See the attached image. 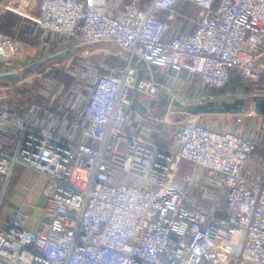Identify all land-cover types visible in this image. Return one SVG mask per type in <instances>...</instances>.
<instances>
[{
  "label": "built area",
  "instance_id": "obj_1",
  "mask_svg": "<svg viewBox=\"0 0 264 264\" xmlns=\"http://www.w3.org/2000/svg\"><path fill=\"white\" fill-rule=\"evenodd\" d=\"M128 1L0 0V208L16 166L46 178L47 198L35 231L7 217L0 264H264V116L249 106L222 131L172 105L217 101L232 79L223 100L264 97V0ZM180 3L194 30L169 36ZM9 13L54 50L23 63ZM101 43L121 54L66 64L65 80L32 73Z\"/></svg>",
  "mask_w": 264,
  "mask_h": 264
},
{
  "label": "crops",
  "instance_id": "obj_2",
  "mask_svg": "<svg viewBox=\"0 0 264 264\" xmlns=\"http://www.w3.org/2000/svg\"><path fill=\"white\" fill-rule=\"evenodd\" d=\"M151 1V0H150ZM148 1L139 0L141 7L147 4ZM115 6H121L127 4L128 0H111ZM194 8L188 4H178L174 10V18L168 22L169 36H173L176 33H189L194 30V25L191 22V18H194ZM9 16L15 18L11 13L7 14L2 22V32L9 38H14L15 41L25 47V58L22 59L23 63L28 60H32L33 56L40 53L42 50L48 49L54 50L57 45L54 38L42 31L33 32L30 28H24L19 32H16L12 26H8ZM43 43H46V47H42ZM155 72V69H153ZM238 86L237 80L232 79L226 88L218 90L216 93L221 96L228 92H232ZM241 88H245V85H241ZM248 106H252L250 97H245ZM224 97L221 99L223 100ZM249 99V100H248ZM252 100V99H251ZM160 99H158V102ZM163 107L159 105L158 113ZM226 114V113H223ZM197 116V115H195ZM212 126V125H211ZM261 150V149H260ZM46 178L38 175L31 170H28L22 166H16L14 168L13 175L9 181V185L6 191V195L3 198L0 208V230L4 228L7 217L17 210H22L28 216L26 222V229L35 231L38 229L42 222L47 221L45 214V205L47 198L45 195Z\"/></svg>",
  "mask_w": 264,
  "mask_h": 264
},
{
  "label": "rangeland",
  "instance_id": "obj_3",
  "mask_svg": "<svg viewBox=\"0 0 264 264\" xmlns=\"http://www.w3.org/2000/svg\"><path fill=\"white\" fill-rule=\"evenodd\" d=\"M143 1H148V0H143ZM150 1V0H149ZM148 3V2H147ZM79 55L74 56L73 58L71 57L70 59H64L63 61H57V62H48L45 66L40 67V68H35L33 69V74H38V75H43L46 73H54V74H61L63 75V70L66 66V64L73 63L76 60L80 61H88L90 63H97L100 61H114L116 60V56H118L120 51L116 49L112 44H94L88 47L83 48L81 51L78 52ZM39 56V53L33 56V59H36ZM61 66H60V64ZM29 74V73H28ZM65 77V76H64ZM34 87V85H32ZM176 96V101L181 103L183 106L188 107V106H196V105H202L207 102H217L220 104L221 102H232L228 100H221L222 96L221 94L219 95V100L217 101H209L207 99H201V98H195L191 94L187 93H182V92H177L175 93ZM249 100V99H248ZM251 102V100H250ZM249 103V102H247ZM176 110V106H173ZM179 110V109H178ZM165 110L162 108L160 111V114L163 115ZM233 113V112H231ZM231 113L225 114H217V113H209V114H200L197 116H194L193 118L197 120L200 124L206 125V126H211L213 124H216L218 128L222 131H230L234 127V119ZM246 123L249 124L251 119L246 118ZM256 137V136H254ZM257 144L259 145V148L261 151H264V133L261 135H258L257 137Z\"/></svg>",
  "mask_w": 264,
  "mask_h": 264
},
{
  "label": "water",
  "instance_id": "obj_4",
  "mask_svg": "<svg viewBox=\"0 0 264 264\" xmlns=\"http://www.w3.org/2000/svg\"><path fill=\"white\" fill-rule=\"evenodd\" d=\"M123 55H125L123 53ZM144 68V64L140 62L138 64L139 69V76L141 75ZM167 102H169V97L165 95L163 92L160 93V101L158 102V106L164 107ZM155 105V101H152L150 103V106ZM173 106L181 108V110L186 114L191 115H200V114H209V113H217V114H223V113H231V112H244L249 106L247 104V101L245 99H236L232 102L226 103L221 102L218 104L217 102H207L202 105H196V106H182L179 102L173 101ZM253 108L259 112L261 115L264 116V97L254 100L253 102Z\"/></svg>",
  "mask_w": 264,
  "mask_h": 264
},
{
  "label": "trees",
  "instance_id": "obj_5",
  "mask_svg": "<svg viewBox=\"0 0 264 264\" xmlns=\"http://www.w3.org/2000/svg\"><path fill=\"white\" fill-rule=\"evenodd\" d=\"M14 21H15V18L12 17V16H9L8 22H6V24H7L8 26H12V24L14 25ZM1 29H2V27H1ZM55 76H57L59 79H63V80L66 79L64 76H62V75L59 74V73L55 74Z\"/></svg>",
  "mask_w": 264,
  "mask_h": 264
}]
</instances>
